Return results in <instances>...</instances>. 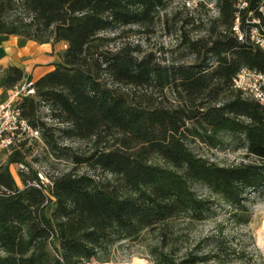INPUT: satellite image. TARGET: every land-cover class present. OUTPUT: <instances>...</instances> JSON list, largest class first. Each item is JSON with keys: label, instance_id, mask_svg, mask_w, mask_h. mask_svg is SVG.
I'll use <instances>...</instances> for the list:
<instances>
[{"label": "trees", "instance_id": "obj_1", "mask_svg": "<svg viewBox=\"0 0 264 264\" xmlns=\"http://www.w3.org/2000/svg\"><path fill=\"white\" fill-rule=\"evenodd\" d=\"M166 4L0 0V33L66 43L20 106L48 155L72 163L54 173L44 169L45 183L34 165L41 152L26 158L31 144L0 163V264L109 262L124 243L149 237L153 264H226L235 252L223 229L181 252L179 222L211 216L220 201L230 207L229 219L246 225L249 193H264V105L232 86L242 65L264 71V50L232 34L234 0H217L218 15L206 21L189 16L180 24L176 47L192 60L166 63L138 45L110 46L114 36L108 32L151 28ZM193 29L205 34L194 38ZM0 70L8 89L25 77L17 64ZM224 131L241 137L246 157L255 160L221 165L187 142L196 135L217 145ZM76 140L86 146L70 143ZM15 162L24 163L20 184L10 169ZM195 182L217 200L199 194Z\"/></svg>", "mask_w": 264, "mask_h": 264}, {"label": "rangeland", "instance_id": "obj_2", "mask_svg": "<svg viewBox=\"0 0 264 264\" xmlns=\"http://www.w3.org/2000/svg\"><path fill=\"white\" fill-rule=\"evenodd\" d=\"M189 16H194L195 22L199 20L206 21L214 16V12L212 8L206 6H202L199 9L189 8L183 4V0H167L166 7L160 12V18L151 28L138 25H126L120 27L116 31L108 32V34L114 36L110 46L118 48L122 45H138L143 52L152 51L159 60L166 63L172 60H192L194 59L193 54L186 53L181 56L180 52L182 49L176 47L179 40L180 24ZM191 27V23L186 25V28ZM202 34H205L204 31L199 29H193L191 31V35L194 38ZM7 38L8 39L5 40L6 43L8 42L10 47H17L18 50L13 53V49H10V47H8L9 49L6 48L4 44H0V48L3 47L8 53L11 52L13 57L10 56V58L14 60L19 59L24 61L29 59L32 54H39L41 52L48 53L50 50H55L58 54V52L65 48L63 46V41H59L55 44L53 43L54 45L50 47L49 43L38 42L33 39H31L32 41H28V38L17 37L15 34H10ZM29 42L32 43L29 44ZM56 59H58V56ZM27 78H31V76L26 75L23 81ZM166 92L170 99L174 98L171 88H167ZM8 95L9 91L6 90L1 94L0 101L8 97ZM43 110L46 111L47 108ZM49 121L51 120L49 119ZM187 142L196 153L221 165H231L239 163L240 161L255 160V157L251 155L246 157L244 140L228 131L221 133V141L217 145L205 143L196 135H189ZM70 143L75 146H86L85 142L80 140ZM31 145L32 150H30V152L28 151L29 153L26 158L32 161L34 156H39V152H41L38 164L49 173L71 168L72 163L68 160L57 158L54 155H48V152L44 150L43 143L33 141ZM15 152V149L11 151L8 149L0 150V163L6 162L9 156ZM10 169L16 180L20 183L18 165L12 163L10 164ZM84 169V165L79 166L80 171ZM193 186L201 195L211 194L209 189L202 183L195 182ZM212 197L217 200L216 195ZM249 202L251 217L249 223L246 225L237 224L234 220L229 219L228 210L230 207H223L224 205H222L223 203L220 201L214 204L216 212L205 219L198 221H189L188 219L181 220L179 226H181V230L184 232L181 252L184 251L187 245L194 244L203 236L217 234L220 229H223V232L227 236V242L231 246L230 248L235 249V252H231L228 255L229 261L226 264H264V251L259 242L261 235L260 229L264 221V193L259 195H256L254 192L249 193ZM149 241H151L150 237L143 241L131 243L130 245L124 243L121 247L117 248L115 259L110 262L129 264L134 262L135 258H139L141 259L139 264H153L147 251L146 243ZM92 263H99V261H93Z\"/></svg>", "mask_w": 264, "mask_h": 264}, {"label": "built area", "instance_id": "obj_3", "mask_svg": "<svg viewBox=\"0 0 264 264\" xmlns=\"http://www.w3.org/2000/svg\"><path fill=\"white\" fill-rule=\"evenodd\" d=\"M216 2L217 0H183V4L192 9L201 5L212 8L214 16L219 13ZM234 3L232 34L240 42H249L264 50V0H258L254 5L251 0H234ZM21 82L10 88L8 97L0 103V150L11 151L33 141L43 143L39 129L23 115L20 106L25 95L34 93V79L27 78ZM232 86L244 96L254 98L264 105L263 70L249 65L240 66L232 77ZM15 163L18 168L24 167L22 162ZM34 165L40 168L38 174L41 182L48 181L44 168L36 163ZM2 189L0 184V191Z\"/></svg>", "mask_w": 264, "mask_h": 264}, {"label": "crops", "instance_id": "obj_4", "mask_svg": "<svg viewBox=\"0 0 264 264\" xmlns=\"http://www.w3.org/2000/svg\"><path fill=\"white\" fill-rule=\"evenodd\" d=\"M10 34H4V33H0V44H4L6 46V48L10 47V44L7 42L6 43V39H8L7 37H9ZM17 37H21L23 38V36L20 35H16ZM28 41H32L31 39H28ZM64 42V41H63ZM32 42H29V44ZM44 43V42H43ZM45 43H49L50 47H52L54 44L52 42H45ZM52 45V46H51ZM66 43L64 42L63 46L65 47ZM9 49V48H8ZM10 49H13V53H15L18 48L11 46ZM10 56L13 57V55L10 53H8L5 48L1 47L0 48V66L2 68L7 67L10 64H17L19 66H21L24 71H25V76H31L32 79H36L38 76H40L41 74L45 73L46 71L50 70L51 68L54 67V61L56 60V57L58 56V54L56 53L55 50H50L48 53H36V54H32L31 57H29V59L26 60H14L13 58H10ZM23 81V80H22ZM6 90L10 91V88H5L2 85V79L0 77V96L1 94H3ZM1 98V97H0ZM7 98V97H6ZM5 98V99H6ZM5 99L1 100L0 103L2 101H4Z\"/></svg>", "mask_w": 264, "mask_h": 264}, {"label": "bare ground", "instance_id": "obj_5", "mask_svg": "<svg viewBox=\"0 0 264 264\" xmlns=\"http://www.w3.org/2000/svg\"><path fill=\"white\" fill-rule=\"evenodd\" d=\"M260 231H261V235H260V238H259V242H260L261 246L263 247V251H264V221H263V224H262V227H261ZM140 260L141 259H139V258H135L134 262L129 263V264H139ZM85 264H118V263L109 261V262H99V263L87 262ZM119 264H122V263H119Z\"/></svg>", "mask_w": 264, "mask_h": 264}]
</instances>
